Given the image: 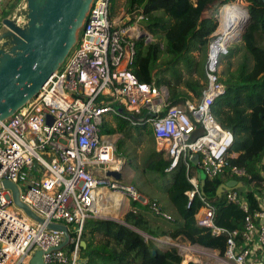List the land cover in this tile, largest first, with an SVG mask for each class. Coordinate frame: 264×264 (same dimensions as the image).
<instances>
[{"label":"built area","instance_id":"2783aa9c","mask_svg":"<svg viewBox=\"0 0 264 264\" xmlns=\"http://www.w3.org/2000/svg\"><path fill=\"white\" fill-rule=\"evenodd\" d=\"M11 2L0 0V6ZM130 16L126 10L114 14L111 0H93L78 40L61 66L33 98L0 121V264H28L36 250L42 251L43 264H79L83 226L99 213L96 191L100 188L148 204L155 214L172 220L156 201L108 173L127 164L124 155L114 153L110 134L102 132L112 118L148 126L155 152L169 161L167 172L179 163L188 169L191 156L198 154L197 164L207 178L223 176L227 169L244 181L250 178L243 167L228 163L233 135L211 110L225 87L218 70L226 45L213 50L225 39L219 27L211 34L201 99L170 103L165 85L153 87L131 71L135 39L145 29L139 22L142 16L132 23ZM221 22L220 12L219 26ZM198 126L202 131L194 137ZM4 180L17 186L20 202L43 223L14 203ZM187 180L192 185L186 191L187 206L195 196L202 202L196 224L212 235H225L226 246L220 253L179 241L172 245L182 257L181 264H264V192L257 193V207L250 206L242 191L225 192V201L245 213L241 230L227 229L215 223V205L201 193L199 182ZM47 223L66 225L65 246L61 247L63 232L48 228Z\"/></svg>","mask_w":264,"mask_h":264},{"label":"trees","instance_id":"16d2710c","mask_svg":"<svg viewBox=\"0 0 264 264\" xmlns=\"http://www.w3.org/2000/svg\"><path fill=\"white\" fill-rule=\"evenodd\" d=\"M18 1L7 3V9L14 8ZM234 1L125 0V10L131 15L130 22L142 16L140 23L153 35L150 40L139 36L135 39V54L131 64L133 74L139 81L153 87L165 85L170 103L186 99L200 100L207 83L205 65L211 34L219 24L216 17H202V12L212 3L225 5ZM243 1L247 4L248 23L240 43L230 44L220 56L219 65L222 68L218 70V77L225 87L223 93L214 100L211 110L217 121L232 132L233 142L227 152V161L230 165L243 167L248 173L250 178L246 182L250 191L244 195L251 207H257V193L264 192V0ZM115 3L116 0H111L112 10ZM181 87L190 94L181 90ZM112 121L116 122V126L112 125ZM148 129L144 124L132 126L120 117L112 118L102 126L104 134H124L118 142L120 150L125 148L127 138L134 140L136 133L138 142V135L148 134ZM201 131L198 126L194 137ZM147 159L141 171L148 180H159L158 185L167 192L178 219L172 218L168 230L158 231L148 216L150 213L155 216L158 214L148 204L136 200L130 201L131 208L123 215L122 220L126 224L89 218L81 234L85 247L80 246V264L182 263L176 246L158 248L153 239L145 238L136 230L153 237L166 235L172 239L182 238L217 249L220 253L225 250V235H212L208 228L198 226L195 222V213L202 206L200 199L195 196L187 206L186 191L192 185L185 176L183 165L179 163L177 168L167 172V159L157 153ZM236 178L228 169L220 177L204 176L203 190L205 197L215 205V223L227 229L241 230L245 213L237 205L227 203L223 195H216L220 183ZM113 204L116 205L113 208L120 211L126 208L123 203ZM159 209L164 211L160 205ZM96 234H99V238Z\"/></svg>","mask_w":264,"mask_h":264},{"label":"water","instance_id":"95a60500","mask_svg":"<svg viewBox=\"0 0 264 264\" xmlns=\"http://www.w3.org/2000/svg\"><path fill=\"white\" fill-rule=\"evenodd\" d=\"M21 2L22 0H19L14 8H9L0 19V37L6 40L0 48V121L11 116L33 98L61 66L78 40L93 0H27L26 23L19 26L15 23L14 16ZM216 3L218 4V2ZM246 11L247 18L241 24H234L231 21L228 25L229 32H236L237 28H240V31L232 36L226 43V47L241 40L248 23L249 14L247 9ZM147 35L152 36L151 33L143 31L139 37ZM198 159V154H194L190 161L196 164ZM108 173L116 179L122 176L119 170H111ZM199 181L201 193L204 194L205 179L200 177ZM3 185L11 188L13 201L16 205L38 222H44L27 205L20 202L18 188L14 183L4 180ZM232 189L244 193L250 191L246 181L230 179L218 185L216 195L221 197ZM107 219L126 224L122 219ZM46 226L63 232L64 240L61 247L68 243L69 232L66 225L47 223ZM136 231L145 238L152 239L153 237L139 230ZM80 245L84 248L85 241L81 240ZM153 254H155V250H153ZM28 264H43L42 251L33 252Z\"/></svg>","mask_w":264,"mask_h":264},{"label":"crops","instance_id":"0c3cea01","mask_svg":"<svg viewBox=\"0 0 264 264\" xmlns=\"http://www.w3.org/2000/svg\"><path fill=\"white\" fill-rule=\"evenodd\" d=\"M214 4L215 3H212V5L210 4V6H208L203 12H202V17H210V14L212 13V11H214V15H211V16H216L217 18H219V16H220V13L217 15V14H215V11H217V9L220 7V6H214ZM231 4H234V3H231ZM235 4H237V3H235ZM237 5H239V4H237ZM124 6H125V4H124ZM242 9L244 8L243 6H241V5H239ZM8 6L4 3L3 5H1L0 6V19L6 14V12L8 11ZM218 12H219V10H218ZM228 13H229V10H225L224 12H221V17H222V22H221V24H222V29H221V31H222V33L226 36V33H225V31H224V29H223V21H224V19L226 18V15H228ZM230 21H232V20H230ZM142 25V24H141ZM143 26V25H142ZM221 26V25H220ZM144 27V26H143ZM144 29H145V31L146 32H148V33H150L145 27H144ZM150 38L151 39H153V35L152 36H150ZM182 89L181 90H183L184 88L183 87H181ZM183 91H187V90H183ZM187 93H189L188 91H187ZM190 94V93H189ZM191 100H194L195 101V99H191ZM110 121H111V119H110ZM114 122V123H113ZM112 125H114V126H116V122L115 121H112ZM148 130H150V129H148ZM142 135H147L146 133H143ZM150 135H151V132H150ZM110 137H111V139L113 140L112 142L114 143V148H113V151H114V153L115 154H122V155H124L125 157H126V159H127V164H126V166L125 167H123L121 170H120V172H121V174H122V176L119 178V179H121L122 181H125V182H127V179L130 177V180H132L131 178H133L132 177V175L131 176H129V175H126V171L125 170H127V169H129L130 167H129V164L131 163V161L129 160V158L126 156V153H123V151H118V150H116L117 148H118V142L120 141V139H122L123 137H124V134L123 133H120V132H116V133H114V134H112V135H110ZM130 138H127L126 139V142L129 140ZM149 139H150V142L152 143V150H151V153H150V155H149V157L153 154V153H156L155 152V150H154V147H153V145H154V141H153V138H152V136H149ZM130 140H133V139H130ZM135 141H137L136 139H135ZM138 145H140L141 143H142V140H140V141H138ZM125 145H126V143H125ZM125 147V146H124ZM154 150V151H153ZM146 158V157H145ZM192 165V167L191 166H189L188 167V169H183V171H184V173H185V176H186V178L188 177V178H193L194 180H196L197 182H200L199 180H200V177L201 178H204V174L201 172V170H200V168H199V166H198V164H197V162H196V164L195 163H192L191 164ZM134 166V165H133ZM127 168V169H126ZM135 168V167H134ZM146 176V175H145ZM147 177V176H146ZM148 178V177H147ZM148 180V179H147ZM132 184H134V186L137 188V190L143 195V196H147L149 199H153V200H156L158 203H159V205H160V207L163 209V206H165V208H166V210H167V212H165L166 214H168L171 218H175V219H178V215H177V213H176V210H175V208H174V206L172 205V203L170 202V200H169V203H166V204H164L163 203V201H162V197H161V192H163V193H165V195L168 197V195H167V192L166 191H164V190H161L160 189V186L158 185V182H159V180H156L155 182H153V181H151V180H148V183H152V188H150V189H147V190H145V189H143V188H141L140 186H138L137 184H135L134 183V181H130ZM158 194H157V193ZM119 197H121V196H119ZM119 197H114V198H112L109 194H105V195H102L101 193H100V197L98 198V200H97V203H101V202H104V201H108V202H110V203H112V202H114V203H123V204H126V208L124 209V210H122V211H120V210H118L117 208H108V205L107 204H105V203H103L102 204V210H105L104 211V213L103 214H106V212L108 211V210H111L113 213H115V214H121L118 218H114V219H122L123 218V215L128 211V210H130V208H131V202H130V200H127L126 198H123V196L121 197V198H119ZM101 199V200H100ZM168 199H169V197H168ZM116 205L114 204V207H115ZM118 208H120V207H118ZM164 212V211H163ZM102 215V214H101ZM149 219L151 220V223H152V225L154 226V228L155 229H157L158 231L160 230H168L169 228H170V226H171V220H168V219H166V218H164V217H161V216H155L154 214H152V213H150L149 215ZM168 236H166V235H162V236H160V237H152V239L155 241V244H156V246L158 247V248H165V247H163L162 245L163 244H166V245H172V243H169L168 242V238H167ZM170 238V237H169ZM168 239V240H167ZM179 240H181V241H183V240H185V239H182V238H178ZM178 239H175V240H178ZM189 259V256H186L185 257V260H188ZM185 264V263H184Z\"/></svg>","mask_w":264,"mask_h":264},{"label":"rangeland","instance_id":"374dc122","mask_svg":"<svg viewBox=\"0 0 264 264\" xmlns=\"http://www.w3.org/2000/svg\"><path fill=\"white\" fill-rule=\"evenodd\" d=\"M232 3H237V4L241 5V6H243L244 7L243 8L244 10L247 9V7H246L247 4L243 0H235ZM124 4H125V0H116L115 7L113 8L114 14H116L117 16H120L122 13H124V10H125ZM228 4H231V3H228ZM214 6H218V4L215 3ZM218 10H219V8L217 9V11H215V14H217V15L220 12V11L218 12ZM213 13H214V11H212V13L210 14V16L211 15H214ZM139 22H141V21H139ZM25 23H26V21L24 23H22V25L25 24ZM221 28H222V26H219V30H221ZM216 30H218V27H217ZM238 43H240V42L238 41ZM226 49H227V47H226ZM221 68L222 67L219 65V70H221ZM150 132L147 135H138V140H142V143L140 145H138L139 143L137 141H135V139H137V135L135 133L134 140H130L129 139L126 142L125 148L121 149V151H123V153H126V156L131 161V163L129 164V167L130 168L129 169L126 168L127 170H125V171H126V175L131 176L133 174L132 175L133 178H131L132 180H130V177H129L127 179V183L132 184L130 181H134L135 184H137L138 186H140L141 188H143L145 190L152 188V183L151 182L148 183L147 177L141 171L142 166L148 160L147 158L149 157V155L151 153V150H152V143L150 142V139H149V136H152V135H150ZM110 135H112V134H110ZM153 147H154V145H153ZM116 150L120 151V149H118V148ZM135 166L137 167V169L134 168ZM153 180L155 182L157 179H153ZM161 197H162V201H163L164 204L169 203V199L165 195V193L161 192ZM146 198H148V197L146 196ZM103 203L107 204L108 205V208H113L114 207V204H113L114 202L110 203L108 201L107 202L104 201ZM157 204L159 206V203L158 202H157ZM163 210H164V212H167L165 206H163ZM108 211H107L106 214H102V215L100 213H98L97 216L94 217V218H98V219L118 218L121 215V214H115L111 210H108ZM96 237L99 238V234H96ZM148 238L151 239L150 237H148ZM167 238L169 239V240L167 239L168 242L169 243H172L174 245L177 242L181 241L179 239L178 240H175V239H172V238H169V237H167ZM162 246L163 247H167V246H170V245L163 244ZM80 263H81V260L79 259V264Z\"/></svg>","mask_w":264,"mask_h":264},{"label":"bare ground","instance_id":"6f19581e","mask_svg":"<svg viewBox=\"0 0 264 264\" xmlns=\"http://www.w3.org/2000/svg\"><path fill=\"white\" fill-rule=\"evenodd\" d=\"M27 6H28L27 5V0H22V2L19 4V6H18V8L16 10V13H15V16H14V21L19 26H22V23H24L26 21V19H27L26 18V14L28 12V7ZM225 10H229L228 15H226V18L223 21V29H224V31L226 33V36L224 35V38H225L224 41H222L218 45H214L213 46V50L214 51L219 49V48H225L226 43L232 38V36L235 35L237 33V31H240V28H237L236 32H229L227 30V27H228V25L231 22L230 20H232L234 22V24L238 23V25H239V23L241 24L247 18V11L242 9L240 6H238L235 3L234 4H226V5H222L221 7H219V11L220 12H224ZM221 26H222V24H221ZM220 32H222V31L220 30ZM225 40H227V42ZM5 42H6V40L4 38L0 37V48L2 47V45ZM118 160H120V159L118 158ZM96 192H97L98 195L100 193L102 195L109 194L112 198L121 196L120 194L111 192V191H109V190H107L105 188H100ZM121 197H119V198H121ZM102 204H103V202L97 203V209H98L100 214H103L104 211H105V210H102Z\"/></svg>","mask_w":264,"mask_h":264},{"label":"clouds","instance_id":"9594fccd","mask_svg":"<svg viewBox=\"0 0 264 264\" xmlns=\"http://www.w3.org/2000/svg\"><path fill=\"white\" fill-rule=\"evenodd\" d=\"M218 6H221V5H219V3H218ZM220 13V12H219ZM216 17V16H215ZM217 18V17H216ZM218 19V22H219V18H217ZM217 27H219V24H218V26ZM217 29V28H216ZM216 31V30H215ZM214 31V32H215Z\"/></svg>","mask_w":264,"mask_h":264}]
</instances>
